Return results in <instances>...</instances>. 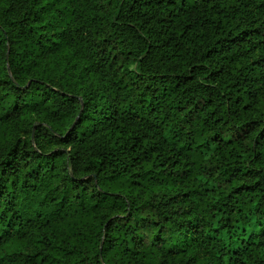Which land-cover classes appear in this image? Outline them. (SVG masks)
Segmentation results:
<instances>
[{"label": "trees", "instance_id": "obj_1", "mask_svg": "<svg viewBox=\"0 0 264 264\" xmlns=\"http://www.w3.org/2000/svg\"><path fill=\"white\" fill-rule=\"evenodd\" d=\"M256 22L264 0H0V264H264Z\"/></svg>", "mask_w": 264, "mask_h": 264}, {"label": "rangeland", "instance_id": "obj_2", "mask_svg": "<svg viewBox=\"0 0 264 264\" xmlns=\"http://www.w3.org/2000/svg\"><path fill=\"white\" fill-rule=\"evenodd\" d=\"M256 24L259 26L258 31L263 33L264 29H263V25L261 24V22H256ZM262 54H264V51H261L259 53L255 52L250 60L258 59ZM136 69H137L136 64L132 63L130 65V70L136 71ZM259 128H260L259 124H257L255 120H251V121H248L247 124H244L242 129L235 127L233 129V133L234 135L241 136L244 141V144L247 146L248 144H251L252 142H254L257 136V133L259 131Z\"/></svg>", "mask_w": 264, "mask_h": 264}]
</instances>
